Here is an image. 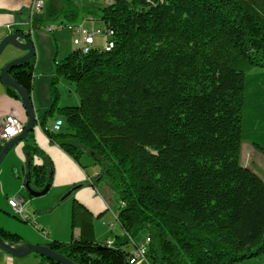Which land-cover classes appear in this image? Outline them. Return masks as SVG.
<instances>
[{"label":"trees","instance_id":"1","mask_svg":"<svg viewBox=\"0 0 264 264\" xmlns=\"http://www.w3.org/2000/svg\"><path fill=\"white\" fill-rule=\"evenodd\" d=\"M60 2L54 16L48 0L37 20L65 25L91 14L113 30L114 46L76 48L60 61L56 49L52 83L64 77L80 100L59 106L55 89L40 123L64 118L48 135L77 162L88 156L99 167L94 184L106 181L117 196L124 233L112 246L95 241L92 217L74 202L80 237L47 246L76 264H130L129 237L147 230L153 264L263 256L264 180L242 164L241 145L264 155V0H113L94 10ZM35 59L9 70L30 94ZM50 171L35 165L29 177L42 189ZM0 236L22 242L2 227Z\"/></svg>","mask_w":264,"mask_h":264},{"label":"crops","instance_id":"2","mask_svg":"<svg viewBox=\"0 0 264 264\" xmlns=\"http://www.w3.org/2000/svg\"><path fill=\"white\" fill-rule=\"evenodd\" d=\"M46 2H48V0ZM31 6L32 0H0V42L9 33L19 32V30L23 32H29L32 30L31 37L34 42L36 38L35 29L41 28L48 23H40L37 20L43 14H37L33 20H31ZM35 44L36 41L34 45ZM24 53L25 51L19 48H9L7 59L0 62V72L4 62L19 57ZM54 73L55 71L52 69L49 70L45 67L40 68L39 66L36 67L35 65L33 88L35 89L34 82L35 78H37V75L38 81H41L40 83L47 85V82L51 78H54ZM58 81L63 86L67 87V85H69L71 88V85L67 83L68 80L64 77H61ZM69 90L70 94L63 100L62 105L60 106H65L71 103H79L80 98L78 94L76 92L75 94H72L73 89ZM31 99L34 109L37 110V105L35 103L36 97L33 93V89ZM49 104L50 101L47 102V105ZM7 116L16 117L23 125H25L28 121V113L22 104L20 96L16 97L14 92L8 88V85L2 80L0 76V133L2 130L3 121ZM37 118L38 119L35 124V129L31 131L33 133L27 143H25L24 140L16 143V145L9 151L3 162L6 165L5 170H7L9 167L22 168L27 179L29 178L31 168L33 166L44 164L48 165L51 168L50 188L43 195L33 196L29 193V198L24 199L25 197L21 195L20 191L22 184L19 181V188L16 191L18 196L11 195L8 198H23L22 200L26 201L25 208L29 213L34 214V218L38 223V227H36L32 221H25L21 218H18L15 213L14 214L16 216H11V214L7 211L8 208H10L7 200V205H3V207L0 208V227L21 236L22 242H6L17 247L25 246L26 244H39L47 246L54 240L68 242L72 238H79L81 235L80 227H72V209L74 202L82 204L92 217L93 238L95 241L106 242L109 239L114 240L115 236L117 235H122L124 233L123 227L119 221H115V216L118 214V203L115 205L111 204L110 201L104 197L98 185L94 184V180L99 173V167L96 166L88 156H84L87 157V164L82 162V158L80 163L77 162L60 145L51 139L47 133L46 127H50L53 124L55 121L54 118L51 121H47L44 126L40 123V119L42 117L37 116ZM28 144L30 146L29 150L26 148ZM1 146L3 147L4 143L0 135V147ZM27 151H29V154ZM85 166H89V168H86ZM100 181L101 179L99 177L97 182L99 183ZM31 185L33 188L38 189L32 179ZM67 190H71V193L60 200L59 196ZM52 194L54 195L53 197L51 196ZM65 198H67V200L64 202L63 200ZM0 204H2L1 195ZM6 208L7 210H5ZM33 214L31 216H33ZM17 219L23 222H20ZM111 222L114 223L113 226H110ZM29 224H31L37 231L33 230ZM44 231H46V233H44ZM127 250L130 253L133 252L134 246H132L131 249L127 248ZM144 261L145 260L140 259L135 264H143L145 263ZM146 262H148V264H153V262L149 259H147ZM0 264L50 263L44 262L38 253L35 254V252L24 257H14L0 248Z\"/></svg>","mask_w":264,"mask_h":264},{"label":"rangeland","instance_id":"3","mask_svg":"<svg viewBox=\"0 0 264 264\" xmlns=\"http://www.w3.org/2000/svg\"><path fill=\"white\" fill-rule=\"evenodd\" d=\"M53 1V7H54V12L53 15L55 16V13L58 11L59 6H61L60 0H52ZM108 0H77V3L82 6L89 7V9L94 10V9H99L103 6H105L108 2ZM48 2H46L44 9L40 13V15L44 14L46 12V8L48 10L49 5H47ZM58 5V6H57ZM43 16V15H42ZM90 16H93L91 14L85 15V26L88 28L93 29L96 31L97 29H104V23L93 16L95 19L94 20H88ZM45 24L48 23L47 25H54L56 28L53 31H47L44 26L41 28H36L35 29V40L36 41L35 47H36V59H35V65L36 67L43 68L45 67L46 69H52L55 71V63H54V56L56 53V49H58L57 52V60L60 61L62 60L65 56H67L70 52H72L74 49L77 48V46L74 44V34L73 32L67 28L63 27V24H60L59 20H52L48 17L45 19ZM108 36L104 33L100 34H95V43L94 47L103 49L106 40ZM16 46L14 45H7L3 52L0 54V62L5 61L8 57V50L9 48H14ZM18 48V47H16ZM12 60V59H11ZM11 60H7V62H4L2 68ZM55 74V73H54ZM55 76V75H54ZM48 79V78H45ZM41 81H38V75L37 78H35L34 86L35 89L33 88V93L35 94L36 100L35 103L37 105V116L42 117L45 113V111L49 110L54 103L56 97H55V89L57 91V103L58 105H62V102L65 98L68 97L70 94L69 89L72 90V94H75V86L70 83L69 81L67 82L68 84L71 85V88L69 85L67 87L63 86L59 81L56 83V86L53 85V78H51L46 84L40 83ZM46 82V80H45ZM44 83V82H43ZM56 87V88H55ZM33 96V95H32ZM50 101V104L47 105V102ZM68 105H77V104H68ZM54 118V116L50 117L48 121H51ZM82 162L87 164V157L82 158ZM241 162L243 165L251 168L254 170L256 173H258L262 179L264 180V155L261 153L257 148H255L249 141H244L241 145ZM5 163L2 162L0 164V195H1V203L0 208L3 207V205H7V198L11 195L13 196H18L16 194L17 189L19 188V181L22 184V187L20 189L21 195H23L25 198H29V192L25 187V183L27 181V177L24 174L22 168L19 167H9L7 170H5ZM86 168H89V166H85ZM51 173V172H50ZM98 187L100 188V191L110 201L111 204L115 205L118 203L119 207V200L117 196L108 188V185L106 181H102L99 184H97ZM70 190H67L63 194L59 196V199L62 200L64 196L69 192ZM52 197L54 196L53 194L51 195ZM69 198V197H67ZM65 198L63 201L67 200ZM23 199V198H22ZM62 201V202H63ZM64 206V205H62ZM11 208V207H10ZM7 208V210L11 216L15 215L13 210ZM16 216V215H15ZM20 218L19 216H17ZM19 220V219H17ZM115 220V219H114ZM20 222H23L19 220ZM116 221V220H115ZM28 224V223H27ZM33 230L37 231L31 224H29ZM148 232L147 230H142L140 231L133 239L134 241H129L128 247L127 248H132V246L137 244H143L146 241V237ZM147 235V236H146ZM148 259L150 261H153L151 257L148 256ZM252 261H245V263L241 264H264V255L260 256L258 258H253L251 259ZM143 262V261H141ZM145 263L143 264H148L146 260L144 261ZM141 264V263H139Z\"/></svg>","mask_w":264,"mask_h":264},{"label":"water","instance_id":"4","mask_svg":"<svg viewBox=\"0 0 264 264\" xmlns=\"http://www.w3.org/2000/svg\"><path fill=\"white\" fill-rule=\"evenodd\" d=\"M22 39V40H20ZM12 44L18 47L21 50H24L25 53L19 57L12 59L8 62L1 70L0 76L2 80L10 87L15 89L21 100L22 104L24 105L25 109L28 113V121L23 126L21 132L6 142L0 151V164L3 162L9 151L18 143L27 138L28 134L35 129V124L37 122V115L34 109L31 94L28 90H26L18 80H16L9 72L15 65L20 64L24 61L31 59L33 56L36 55V48L32 39H30L26 32H13L6 35L3 40L0 42V54L4 50V48ZM30 175V174H29ZM50 181L46 183V185L42 189H35L31 185V178L29 177L25 183V187L28 192L33 196H40L45 194L50 188L51 182V173H49ZM71 193V190L64 196L66 197L68 194ZM0 248L4 251L9 253L14 257H24L30 253H38L42 256H46L49 259L57 261L61 264H76L74 261L70 260L65 255L54 251L49 246L39 245V244H26L25 246L17 247L7 243L3 240L0 236Z\"/></svg>","mask_w":264,"mask_h":264},{"label":"built area","instance_id":"5","mask_svg":"<svg viewBox=\"0 0 264 264\" xmlns=\"http://www.w3.org/2000/svg\"><path fill=\"white\" fill-rule=\"evenodd\" d=\"M47 0H32V6L30 9V19L33 20L35 15L40 14L42 10L45 7ZM113 2V0H108V3ZM95 18L93 16H90L88 20H94ZM63 27L69 28L73 34H74V44L77 46V48L81 49L82 52L87 53L89 52L93 47L95 43V34H100L104 33L108 36L106 40V44L104 46L105 50H109L114 46V41H113V30L109 27L104 26V29H97L94 31L91 28H88L85 26V19L83 18L81 21L77 23H68L65 24ZM44 28L47 31H53L55 30L54 25H45ZM30 33L32 34V30H30ZM23 124L19 122V120L16 117L13 116H7L2 125V130H1V138L3 143L5 144L8 142L10 139L13 137L17 136L22 128ZM64 126V119L62 117H59L55 119L53 124L50 127H46L47 130L53 131V132H58L61 131ZM122 202V201H121ZM120 202V203H121ZM8 204L12 208L13 212L19 216L22 220L25 221H32V223L38 227V223L36 219L34 218L33 213H29L27 209L25 208L26 201L19 199L17 197H10L8 198ZM33 214V216H31ZM113 222L110 223V226H113ZM46 233V231H44ZM130 241H134L133 237H129ZM151 241L150 236L148 235L146 237V241L143 244H137L135 243L134 245V250L131 252L129 256V263L130 264H135L138 260L143 259L147 260V250H148V245ZM106 245L112 246L113 245V240H107L105 242Z\"/></svg>","mask_w":264,"mask_h":264}]
</instances>
